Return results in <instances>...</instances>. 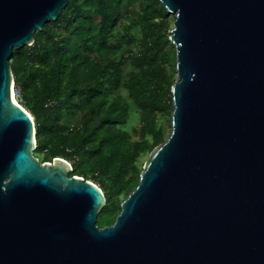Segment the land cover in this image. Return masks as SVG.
Segmentation results:
<instances>
[{
	"label": "water",
	"instance_id": "1",
	"mask_svg": "<svg viewBox=\"0 0 264 264\" xmlns=\"http://www.w3.org/2000/svg\"><path fill=\"white\" fill-rule=\"evenodd\" d=\"M175 16L170 133L111 225L101 189L34 156L14 49L68 0H0V264H264V0H157Z\"/></svg>",
	"mask_w": 264,
	"mask_h": 264
},
{
	"label": "trees",
	"instance_id": "2",
	"mask_svg": "<svg viewBox=\"0 0 264 264\" xmlns=\"http://www.w3.org/2000/svg\"><path fill=\"white\" fill-rule=\"evenodd\" d=\"M91 1L97 22L91 26L88 41L101 54L113 37L120 4L119 0ZM70 9L75 8L68 0L55 21L44 24L42 30L33 34L30 46L13 50L9 66L14 88L34 120L33 154L40 162H50L55 157L67 162L78 158L91 138L89 154L97 160V166L92 168L94 175L89 176L101 182L99 188L105 200L97 214L96 225H110L114 218L102 221L101 214L119 210L120 201L111 199L120 195L126 197L137 184L141 170L136 165L137 159L165 140L156 121L158 115L172 111L170 86L173 79L166 67L173 59V46L161 28L168 14L159 1L142 0L139 11L147 32L138 49L128 51L125 57L100 60L86 85L79 87L75 68L81 64L80 52L58 29L50 28L63 26L67 34L76 31L79 35L87 17L77 8L69 14ZM157 19L160 21L156 22ZM127 99L143 113L140 125L131 130L140 137L136 141L120 128L129 113ZM76 108L81 112L87 110L90 117L96 118V125L93 132L82 133L69 143L63 119ZM68 175L90 181L86 172L75 164H71Z\"/></svg>",
	"mask_w": 264,
	"mask_h": 264
},
{
	"label": "rangeland",
	"instance_id": "3",
	"mask_svg": "<svg viewBox=\"0 0 264 264\" xmlns=\"http://www.w3.org/2000/svg\"><path fill=\"white\" fill-rule=\"evenodd\" d=\"M72 2L74 10L76 8L79 10L81 15H86L87 20L83 24H81V32L77 35L75 32L67 34L63 30V26L61 27H54L50 26L52 29H58V33L63 36V38H67L70 40L71 44H74L78 52H80L81 61L80 65L76 66L75 68V79L78 83L79 87H83L88 82V79L92 75L93 71L98 66L100 60L105 59H113L119 57H125L128 51H135L138 49L139 43L145 38V32H147V27L145 26L144 22L141 18V13L139 11V6L142 0H119L120 4V13L117 20V25L113 33V37L107 43L106 48L104 49L103 53L97 52L96 49L92 48L90 42L88 41L89 36L92 34L91 26L96 24L97 16L93 11L92 1L91 0H70ZM66 8V7H65ZM70 9L69 14L71 11ZM159 22L160 20H155ZM175 21V16L172 14H168L162 24L161 28L166 31L167 35H169V31L173 28V23ZM168 38V37H167ZM84 58V59H83ZM82 61L85 63L82 64ZM129 69V66L126 67ZM167 71L170 76V79L175 80V68H174V48H173V59L167 65ZM124 97H126V93L121 91L120 92ZM15 100L23 106L27 110L24 105V102L20 99V95L15 93L14 95ZM127 103L129 105V113L126 119V123L121 126L122 130L127 131L131 135V139L133 141L138 140L140 137L135 136L132 134L131 130L134 127H138L140 125V119L142 116V112L139 111L133 103L127 99ZM28 111V110H27ZM85 111V112H84ZM83 112L80 111L79 108L68 112L64 119L63 124L67 128L66 136L69 143H71L74 138L79 136L82 133L90 134V132L95 130L96 125V118L90 117L87 114V110ZM29 112V111H28ZM30 113V112H29ZM31 114V113H30ZM32 116V115H31ZM170 120H171V113L168 115H158L157 116V125L160 126L163 130L165 139L170 133ZM93 135V134H92ZM91 137V135L89 136ZM87 143L84 152L78 158L72 159L68 163L78 165L79 169H83L89 180L96 184L98 187L101 186V182L95 178H90L89 175L93 174V169L97 166V160L90 156L89 149L92 146V143ZM148 139V137H147ZM68 150H71L68 148ZM148 154L146 152L142 153L139 158L137 159V167L142 168V165L147 158ZM40 160V159H39ZM94 175V174H93ZM125 197L123 195L114 197L111 201H122ZM120 209V208H119ZM119 213V210L114 211L112 213H103L101 214V220L105 221L108 218H114ZM114 222V221H113ZM111 225V224H110ZM97 227H103L96 225ZM106 226V225H104Z\"/></svg>",
	"mask_w": 264,
	"mask_h": 264
},
{
	"label": "bare ground",
	"instance_id": "4",
	"mask_svg": "<svg viewBox=\"0 0 264 264\" xmlns=\"http://www.w3.org/2000/svg\"><path fill=\"white\" fill-rule=\"evenodd\" d=\"M15 93H14V88H12V91H11V97H12V100L17 103L19 105V103L17 102V100H15V97H14ZM22 107V106H21Z\"/></svg>",
	"mask_w": 264,
	"mask_h": 264
},
{
	"label": "built area",
	"instance_id": "5",
	"mask_svg": "<svg viewBox=\"0 0 264 264\" xmlns=\"http://www.w3.org/2000/svg\"><path fill=\"white\" fill-rule=\"evenodd\" d=\"M14 93H17V90L14 88Z\"/></svg>",
	"mask_w": 264,
	"mask_h": 264
}]
</instances>
